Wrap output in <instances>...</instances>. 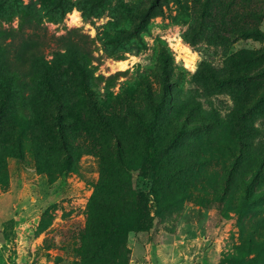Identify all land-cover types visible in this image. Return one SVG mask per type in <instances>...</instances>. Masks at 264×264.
Listing matches in <instances>:
<instances>
[{"label":"rangeland","instance_id":"obj_1","mask_svg":"<svg viewBox=\"0 0 264 264\" xmlns=\"http://www.w3.org/2000/svg\"><path fill=\"white\" fill-rule=\"evenodd\" d=\"M263 71L264 0H0V264H264Z\"/></svg>","mask_w":264,"mask_h":264},{"label":"trees","instance_id":"obj_2","mask_svg":"<svg viewBox=\"0 0 264 264\" xmlns=\"http://www.w3.org/2000/svg\"><path fill=\"white\" fill-rule=\"evenodd\" d=\"M254 34L255 33L252 32V31H245V32L241 33V35L244 36V37H249V36L254 35ZM262 73H264V71ZM160 80H161V85H162L161 86L162 87V94H161V99H160L158 104H154V100H153L152 94L150 92H147L149 101L153 105V111H152V117H153L152 120H154L153 122H155L156 121L155 119L159 118L160 115H161L162 106L164 104V101H165V98H166V94H167L168 85H169L165 67H163V70L161 72ZM232 81H234L233 78H223V79L217 80V84L220 85V86H223V85L228 84V83H230ZM149 129H150V136H149L150 147H152L153 146V140H152V137H151L152 126H150Z\"/></svg>","mask_w":264,"mask_h":264}]
</instances>
